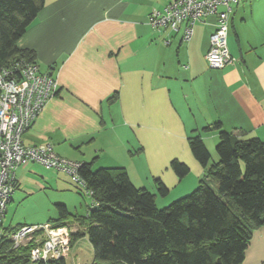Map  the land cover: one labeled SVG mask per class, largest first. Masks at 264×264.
<instances>
[{
    "label": "crops",
    "instance_id": "crops-1",
    "mask_svg": "<svg viewBox=\"0 0 264 264\" xmlns=\"http://www.w3.org/2000/svg\"><path fill=\"white\" fill-rule=\"evenodd\" d=\"M172 1L45 0L17 43L35 51L40 72L59 82L24 144H51L59 156L93 169L125 168L160 208L189 195L204 175L191 137L201 136L213 162L219 159L216 123L243 139L264 141V0L234 8L233 60L220 70L206 60L216 16L198 22L188 42L181 32L150 24V14ZM174 161L187 166L185 177H178ZM157 180L168 188L166 196ZM80 240L72 248L76 264H93L92 245L87 263L79 256ZM242 264H264V226L253 232Z\"/></svg>",
    "mask_w": 264,
    "mask_h": 264
},
{
    "label": "trees",
    "instance_id": "trees-1",
    "mask_svg": "<svg viewBox=\"0 0 264 264\" xmlns=\"http://www.w3.org/2000/svg\"><path fill=\"white\" fill-rule=\"evenodd\" d=\"M44 5L45 0H0V67L36 63L35 51L17 43ZM214 129L219 131L216 162L200 135L189 139L205 170L189 195L160 208L155 194L137 187L125 168L81 163L78 176L93 202L88 215L57 204L58 217L50 221L76 225L72 245L87 236L93 264H242L253 232L264 226V141L243 139L220 123ZM172 167L180 178L189 172L178 161ZM156 183L166 196L168 188L161 180ZM18 229L4 228L0 264L32 263L34 243L14 248L9 237ZM34 264L67 263L63 258Z\"/></svg>",
    "mask_w": 264,
    "mask_h": 264
},
{
    "label": "built area",
    "instance_id": "built-area-1",
    "mask_svg": "<svg viewBox=\"0 0 264 264\" xmlns=\"http://www.w3.org/2000/svg\"><path fill=\"white\" fill-rule=\"evenodd\" d=\"M247 0H173L164 11L154 10L150 24L182 33L188 42L195 25L210 16L217 17L216 30L211 36V47L206 55L212 70L223 69L233 59L228 38L231 15L234 8ZM170 42H166L169 44ZM59 90V82L51 75L40 72L36 63L17 62L13 66L0 67V245L5 236L3 227L7 206L18 188L17 171L31 163H40L48 170L65 172L84 187L78 176L80 163L71 162L55 153L51 144L27 146L23 135L53 99ZM71 229L53 223L22 226L9 237L14 248L33 242L30 252L32 263L63 259L70 251Z\"/></svg>",
    "mask_w": 264,
    "mask_h": 264
},
{
    "label": "rangeland",
    "instance_id": "rangeland-1",
    "mask_svg": "<svg viewBox=\"0 0 264 264\" xmlns=\"http://www.w3.org/2000/svg\"><path fill=\"white\" fill-rule=\"evenodd\" d=\"M17 173L20 180L22 179L21 187L14 192L13 200L7 206L2 228L52 224L50 220L58 217L57 204H65L71 212L79 215H88L93 203L92 197L86 192L85 187L73 184V176L68 174L64 176L59 171L48 170L39 164H31ZM89 245L91 244L86 239L79 242V248L83 251L79 256H83L82 259L86 263L92 258ZM72 248L71 235L70 251L64 259L69 257V264H76L80 259H75L77 248L73 250Z\"/></svg>",
    "mask_w": 264,
    "mask_h": 264
}]
</instances>
